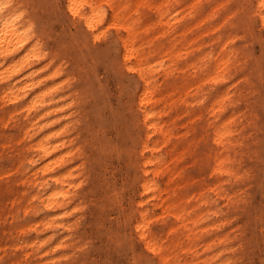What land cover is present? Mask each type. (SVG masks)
Wrapping results in <instances>:
<instances>
[{
	"label": "bare ground",
	"instance_id": "1",
	"mask_svg": "<svg viewBox=\"0 0 264 264\" xmlns=\"http://www.w3.org/2000/svg\"><path fill=\"white\" fill-rule=\"evenodd\" d=\"M263 116L264 0H0V154L16 175L0 197L21 186L25 214L43 208L47 236L61 226L57 246L84 253L73 210L118 196L107 163L122 154L144 264L196 251L199 227L219 233L210 264H239L254 221L264 241V208L250 211L251 191L264 197ZM167 217L165 244L152 224Z\"/></svg>",
	"mask_w": 264,
	"mask_h": 264
},
{
	"label": "rangeland",
	"instance_id": "2",
	"mask_svg": "<svg viewBox=\"0 0 264 264\" xmlns=\"http://www.w3.org/2000/svg\"><path fill=\"white\" fill-rule=\"evenodd\" d=\"M252 48L257 54L263 52L257 43ZM104 70L108 76L109 87L113 93V102L116 107L118 104L115 90L117 77L108 68L105 67ZM134 77L132 72L125 74V78L129 81ZM106 114L110 115V112H106ZM109 128L113 127L109 126ZM116 135V131L108 133V136ZM107 165L106 175L111 177L117 186L118 196L107 200L105 209H103L104 197H89L87 203L79 205L83 207L78 206L73 210L74 213L71 217V219H75L82 216L79 234L84 241V253L69 247L57 246V243L62 239L61 226L57 224L54 226L55 231L51 229L52 232H55V236L53 234L47 236L46 230L49 229L40 224L41 217L47 213L41 208L38 215L25 214L24 199L29 197H17V191L21 189V186L14 184L8 194L0 197V264H35L36 261L37 264H144L146 259L143 256L149 251L139 241L133 220L127 219L124 215L125 209L129 207V198H132L129 197L132 190L129 186V173L123 155L111 157ZM187 170L197 177L196 180H201L207 175L206 172L199 176L201 172L198 167H188ZM15 177V169L11 166L9 156L0 154V181L2 179L14 180ZM25 191L29 193L28 189ZM251 194L252 208L250 211L258 212L264 208V197H261L257 190H252ZM194 203L197 206L195 212L207 209L205 204L196 199ZM217 204L221 205V201L219 200ZM208 219L207 217L200 224H208ZM172 222L173 217H167L164 223L152 224V231L165 244L173 237L172 232L168 231V224ZM249 231L251 238L254 239L246 249V254L237 260L239 264H264V241L260 223L254 221ZM216 232L215 230L206 231L199 227L193 243L197 250L186 252L178 245L175 246L171 251L175 263L185 264L188 261L190 264H210L209 257L217 252L223 253L221 246L209 247L208 241L215 234H219ZM179 234L184 238L183 240L188 241L187 237L189 236L183 235L184 233ZM37 240L43 243L32 247ZM115 241H119V245H116ZM67 243L65 241L62 244L66 245ZM224 256V254L221 255V257ZM158 261V259H154L153 263L157 264Z\"/></svg>",
	"mask_w": 264,
	"mask_h": 264
}]
</instances>
